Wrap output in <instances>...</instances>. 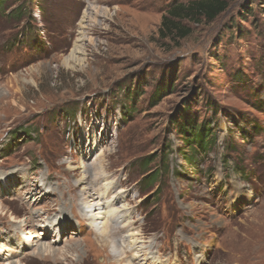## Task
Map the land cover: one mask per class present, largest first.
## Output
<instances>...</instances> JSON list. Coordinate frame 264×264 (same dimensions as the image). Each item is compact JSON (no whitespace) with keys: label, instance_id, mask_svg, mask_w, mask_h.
<instances>
[{"label":"rangeland","instance_id":"374dc122","mask_svg":"<svg viewBox=\"0 0 264 264\" xmlns=\"http://www.w3.org/2000/svg\"><path fill=\"white\" fill-rule=\"evenodd\" d=\"M191 1L0 0V264H115L75 220L81 164L99 161L146 264H264V0L162 36ZM194 127L204 150L187 147Z\"/></svg>","mask_w":264,"mask_h":264},{"label":"bare ground","instance_id":"6f19581e","mask_svg":"<svg viewBox=\"0 0 264 264\" xmlns=\"http://www.w3.org/2000/svg\"><path fill=\"white\" fill-rule=\"evenodd\" d=\"M89 16V13H84L81 22H83L85 18H88L90 20L91 18ZM79 30V34L83 35L86 28L84 26H80ZM80 46L81 45H78V41H76L72 53V60L79 53ZM101 158L102 157L100 156L99 159ZM97 164L98 162L96 163V168L95 165L94 167L93 165L92 167H89L84 164H81L82 166L79 169L80 177L75 181V184L79 186V209L76 212L77 216L80 218V221L75 219L76 223L77 225H79V227H81V224H85L86 226L90 227V233L96 231L95 234L98 235V238H100L102 244L105 243V240H107V247L110 251V257L114 260L113 262L115 264H134L133 257L129 256L130 258H128L125 255L131 252H133L135 260L136 258L137 260L141 259V264H146L145 260L147 259V253H145L144 256L141 255L143 247L138 245L140 243L138 242L137 238L135 239L136 236L127 235L131 234L132 231H134L132 230L133 227L131 228V226H129L132 223L129 222L134 220L135 218L133 217L134 211L128 209L123 204V194L125 193V191L121 190L115 193L113 192V189L111 192H109V190L112 189V186L110 184L102 185V188L100 190V187L96 186L94 184L95 181L93 182V180H97L98 177L104 175L106 176L107 174L104 170L102 163L99 161V165ZM95 189L97 190L95 191ZM97 191L98 194H96ZM50 223H52V225L50 226L47 225L45 222L42 223V226H40L42 228V233H49V229H51L52 227L59 231V217L50 220ZM129 227L131 228V230ZM117 231H120L121 233V238L119 239H117L118 237L116 238V236L119 235ZM18 233L19 235H16V237H19L21 239L30 240L32 238L31 234H29V236L27 237L26 232H17V234ZM90 233L88 235H91ZM115 238L116 241H114ZM123 239H125V241H123ZM79 250L81 249L78 244L70 246L62 252L53 250L49 246L40 245L36 254L51 259L58 255L63 257L64 253L68 254L69 252H77ZM0 257H2L1 254Z\"/></svg>","mask_w":264,"mask_h":264},{"label":"trees","instance_id":"16d2710c","mask_svg":"<svg viewBox=\"0 0 264 264\" xmlns=\"http://www.w3.org/2000/svg\"><path fill=\"white\" fill-rule=\"evenodd\" d=\"M227 4L228 0H198L188 2L186 6L172 7L167 11L161 23V35L165 37L176 35L178 39H184L189 35V32L187 29L181 28L182 21H192L193 19L198 20L203 18L211 22L226 10ZM186 135L187 138L192 139V141H187L185 139L189 143L187 146L188 148L195 145L201 150H204L209 144V142L206 143L209 133H207L205 129L200 128L197 131V127H194L192 130L190 129V132ZM192 156L193 155H189V157L184 158L185 162L191 164ZM149 164L150 162L143 163L142 165V168L146 170L145 173L150 172L147 171ZM160 171L155 169L154 172L148 175L149 177L147 178H154L155 176V179H152V181L146 185V189L152 187L157 182L158 178L161 177V175L159 176Z\"/></svg>","mask_w":264,"mask_h":264}]
</instances>
